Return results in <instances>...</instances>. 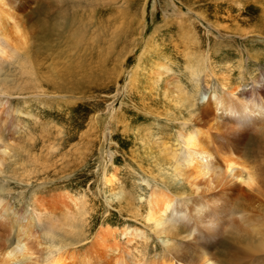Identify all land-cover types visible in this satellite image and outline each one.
I'll use <instances>...</instances> for the list:
<instances>
[{
  "label": "rangeland",
  "instance_id": "374dc122",
  "mask_svg": "<svg viewBox=\"0 0 264 264\" xmlns=\"http://www.w3.org/2000/svg\"><path fill=\"white\" fill-rule=\"evenodd\" d=\"M0 5L12 15L3 28L14 47L5 53L12 60L0 55V101L8 100L0 103L1 195L16 213L29 209L34 194L67 192L78 200L74 221L54 217L61 223L54 243L67 264H132L134 256L139 264H158L162 245L144 219L145 202L157 187L190 193L168 152L182 150L174 145L178 133L198 125L196 113L213 90L239 85L238 93L249 98L252 79L264 75V0H0ZM192 67L205 72L192 79ZM195 90L189 109L183 100ZM234 128L238 131L223 129L218 135L237 148L239 162L250 169L261 162L254 157V131L237 143L241 128ZM235 167L244 175L246 169ZM204 182L197 196L211 205L214 191ZM263 196L250 197L249 212L264 216ZM126 226L148 238L121 236ZM226 226L216 245L207 238L195 245L181 239L176 259L198 264L204 252L217 259L209 264H240L226 260L233 232ZM105 227L117 244L109 253L91 245ZM71 230L76 233H67ZM3 233L1 242L11 239L15 228ZM187 233L181 227L172 236Z\"/></svg>",
  "mask_w": 264,
  "mask_h": 264
},
{
  "label": "bare ground",
  "instance_id": "6f19581e",
  "mask_svg": "<svg viewBox=\"0 0 264 264\" xmlns=\"http://www.w3.org/2000/svg\"><path fill=\"white\" fill-rule=\"evenodd\" d=\"M4 6H6L5 9L13 8L11 4H4ZM2 7L0 5V55L3 57L2 54L8 53V50L14 47L8 32L5 30L6 28H3V26H6L5 21L8 22L12 15ZM15 31L21 34V30L18 27L15 28ZM19 36L21 37V35ZM15 37L17 38V36ZM19 39L17 38V41H15L19 42ZM23 41L21 42L22 44L18 43V45L24 47L25 42L23 43ZM4 56L10 57V60L13 58L11 57L12 54H5ZM3 58L5 59V57ZM25 58L28 59L27 55L22 57L23 67L26 61ZM29 64L25 65V67L27 68ZM33 68H31V71H34L32 70ZM165 68L168 70V67ZM31 71L28 72L31 73ZM188 72L190 77L194 79L205 71H198L192 67ZM161 74L162 72L158 71V76ZM156 81V79H153L152 83H156ZM252 81L254 84L250 89L249 98L245 95L247 92L241 91L238 93L239 85L237 87L223 84L224 88L214 89L211 97L206 100L207 103L199 108L196 113L198 115H196L198 125L194 122L195 127L193 126L191 131L182 128L178 133V139L174 145H181L182 150H168V155L175 164L176 174L185 176L184 181L190 187L191 194H183V191L173 194L170 192L164 193L157 187L150 193L149 198L145 202L144 219L153 227L162 245L163 256L158 264H190V262L185 260L176 259L174 254L176 244L178 245L183 239L185 240L184 242L195 245V241L198 243V240L205 238H207V242L212 244L213 241L218 243L223 238V233L227 230L226 225L233 230L232 237L227 242L226 260L233 263L239 262L240 264H264V216L262 214L261 216L254 215L253 212H249L252 209L248 210V205L255 196L257 197L258 194L264 195V75L261 74L253 78ZM194 93L183 100L190 105L189 109H194L195 106L196 90ZM185 95V92L181 93L182 97ZM0 103L4 102L0 101ZM10 110L8 111L9 113ZM13 112L15 111L13 110ZM7 115V117H10V114ZM199 119L202 120L199 121ZM203 119L205 120L203 121ZM201 123L208 127L202 129ZM235 126L239 127V129L241 128V132L237 134V137L236 135L234 136L236 139H232L237 143L246 138L245 135L249 133L248 130L254 131V157H257L261 162L254 161V163L252 161L254 165L252 164L250 169H247V166L239 162L237 148L228 139L218 135L219 131L223 129L238 131L237 128H234ZM218 138L222 139V141H219ZM7 146L10 147L9 145ZM166 147H169V145ZM227 148H231L233 151ZM218 158L222 160V163L218 161ZM235 166H240V169H246V171H243L244 175L238 173V167L236 168ZM184 169L188 171H184ZM201 179L202 182L203 180L207 182L208 189L214 191L212 199L217 203H213L211 200L213 204L210 205V199L209 201L207 200L209 202L207 203L201 201V195L197 196L199 186L200 188L203 186L200 185ZM106 181L112 182L113 180L108 179ZM3 190H0V226H5V229L9 227L10 230L15 228V235L11 239L5 240V242L0 241V264H67L65 262L66 256L61 251L62 247L54 243V240H56V230L54 229L56 227L59 228L61 224L59 221L54 223V217L59 214L64 219L71 217L70 221H74V216H71V213L74 208L77 211L80 210L78 200L72 198L67 192H61V195L52 193L48 197L45 194H34L27 206L29 209L25 213H16L8 200H5L3 195H1ZM193 193L196 196L192 195ZM177 195L183 198H179ZM220 203L221 205H219ZM261 206L264 209V196L261 198ZM261 206H259V209L263 210ZM253 208L255 209V207ZM254 213L257 214V212ZM225 216H228L227 219L224 218ZM66 226L68 227V224ZM181 227H185L188 233L180 235V237H173L174 233L179 234V228ZM4 228L0 229V237L3 239L5 238ZM67 233L76 232L71 230L67 231ZM113 233L112 230L107 231V227L104 230H100L92 241V248L93 246L96 249L101 248L106 253L117 250ZM120 235H131L133 238H141V240L148 238L143 230L139 231L137 228H129L128 226L120 231ZM35 245L39 247L34 250ZM40 252L43 253L37 254ZM213 257L212 254L207 255L203 252L202 257L198 260L201 263L198 264H209L216 261L217 259ZM132 261H135L132 264H139L136 256L132 257ZM113 264L125 263L116 261Z\"/></svg>",
  "mask_w": 264,
  "mask_h": 264
}]
</instances>
